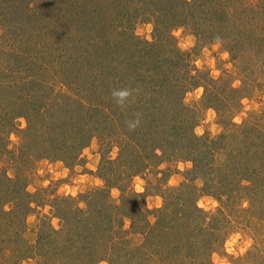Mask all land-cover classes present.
<instances>
[{"label":"rangeland","instance_id":"1","mask_svg":"<svg viewBox=\"0 0 264 264\" xmlns=\"http://www.w3.org/2000/svg\"><path fill=\"white\" fill-rule=\"evenodd\" d=\"M246 1L250 20L259 17L261 22L264 21V0ZM84 2L85 0H0V67L4 69V74L8 75L9 69L15 73L14 80L19 79L22 84L28 77H41L47 79L49 84L46 90L49 99L47 109L40 108L35 102V97L39 96L41 90L37 92L28 85L17 86L15 94L10 92L2 94L4 101L0 102V196L2 195L0 212L3 211L6 215L0 213L3 224L1 230L4 233H0L4 239V242H1L0 237V264H21L22 261L28 264L29 260L32 264H50L51 260L53 263L57 262L56 259L44 262V255L40 250L42 243L38 241L40 231L50 226L56 230L63 229L66 221L68 226L73 227L71 222L76 224V219L71 215L76 212L84 219L90 218L86 229L80 230V234L85 237L81 239L79 234L75 237L76 246H82L81 241L87 242V238L89 240L91 238L92 249L91 246L87 249L94 250L93 253L89 250H79L77 253L81 254L80 263L87 264V260L91 263L98 261L102 255L111 258L119 251L121 253L126 251L128 254L129 250L133 253L134 248L141 243V236L138 233L144 223L146 221L153 223L163 208L168 209V204L174 203L176 197H172L184 186L192 188L197 186L196 188L203 189L199 193L198 201L204 204V208H199L216 215L220 204L214 197V191L209 189L208 178L214 176L219 184L223 182L226 184L225 172L231 165L243 170L239 174V184L236 181L239 177L233 183L227 184L230 190L235 191L232 196L239 194L237 188L241 186L248 188L241 192L240 200L234 198L228 203L226 221L222 216L223 219L216 224V226L222 224L223 231L219 251L215 253L226 258L228 264H264V142L260 141L263 140L264 134L262 116L264 44L256 45L254 48L247 41L242 48V54L232 59L226 47L232 40L234 41L232 38L238 40L250 37L252 28L249 27L247 20L240 24L244 30H239L238 27L236 35L233 36L234 32L227 31L226 36L231 37V41L226 44L208 40L198 42L191 28L175 27L172 36L177 48L189 55V65L195 68L199 79L201 76L211 81L208 82L209 85L204 83L205 88L201 83L189 87L187 82L183 85V92L178 95L179 99L172 101V97H165L162 98L163 101L158 100L157 104H162L164 111H170L169 118L162 117L163 121L157 123L152 132L154 136L139 134L137 137L141 144H129L126 140L130 136L124 130L126 120L129 118L126 119V115L122 114L124 99L127 98L121 92L116 94L115 101L111 100L120 113L118 121L120 131L114 134L108 125L110 117L104 111L110 104V98L105 92L109 85L108 75H111L108 73L111 72H108L110 69L107 63H99L109 59L114 61V52L120 50V45L115 46L116 42L113 39L111 45L108 44L109 47L103 46L102 43L92 46L86 39H82L81 32L76 30L80 29V26L77 27L74 21L75 17L78 19L77 17L82 16ZM79 11L82 12L78 14ZM71 14L75 17L72 18ZM67 16L72 19L70 28H66ZM148 25H151V31L148 30ZM228 27L230 29V26ZM177 30L179 35H173ZM133 33L140 40L151 41L153 26L148 21H141L134 26ZM256 34L264 38V25L256 30ZM217 43L219 47L213 51V45ZM204 48L208 49L210 56L204 55L202 51ZM225 52L228 54L227 59H222ZM30 58L37 62L34 68L25 63L26 59ZM196 59L201 61L199 68L195 64ZM212 60L214 64L211 67ZM213 68L219 73L218 76L212 74ZM236 81L239 83L233 86ZM197 89H202L199 97L196 95ZM15 97L19 100L18 104L13 106L11 101ZM79 99H84L86 107L78 103ZM7 100H11L10 103ZM245 100L247 103H242ZM30 101L35 105L31 106ZM93 105L96 107H92ZM172 105L181 109H178L179 114L173 111ZM13 109L15 112L12 120L9 119L11 113L4 117V113ZM209 109L215 114L211 119H208ZM43 110L46 118L39 116ZM236 118H239V123L234 122ZM22 123L24 126H21ZM75 124L82 128L79 127L78 131ZM213 125L214 132L210 131ZM198 127L202 129L201 135L195 132ZM59 131L65 133L57 134ZM81 131L82 133H79ZM160 131L166 132L168 139H163L168 142L162 146L158 143L152 150L146 151L145 149H150L151 144L148 143L161 136ZM133 133L137 131L130 132ZM10 134L16 139H10ZM84 138L85 145L72 156L67 145L80 142ZM93 138L95 151H98L101 157L98 166L94 163L95 151L91 147ZM114 146L118 153L116 159L112 160L109 153ZM125 147H129V150L133 147V151L143 149L145 158L150 160V165L137 173L145 181L144 193L137 194L132 187V177L137 174L127 167L126 159L129 160L130 151L126 149L121 152ZM84 148L93 151L92 161H88L86 156L79 159ZM157 149L159 155L156 154ZM241 152L249 155L252 162L239 164L242 160ZM235 156L236 158L240 156L238 164L231 163ZM192 157L197 162L196 166L192 162ZM42 161H47L55 171L61 173L67 168V178L50 180L49 185L43 187L42 181L50 179L52 173L48 172V164H42ZM58 161L61 162L59 167ZM86 163L96 166L97 170L89 172V175L99 177L103 182L102 186H97L93 181L86 185H73L74 178L87 171L84 169ZM162 163L165 165L163 169L159 167ZM178 163L184 165L183 171L177 167ZM77 166L84 170L81 173L77 172L75 170ZM40 167H43L45 172L43 177L37 174ZM158 172L161 178H157ZM173 175L177 183L170 186L167 181ZM243 177H246L247 181H242ZM65 184L69 185V188H76L75 198L70 193L65 196L62 191H57ZM28 185H32L35 191H27ZM113 188L119 189L118 196L110 194ZM6 193L9 197H4L3 194ZM145 197L151 205L150 211L146 206ZM157 197L160 198L159 201ZM14 198L20 199L18 206L14 205L12 201ZM22 202L31 209L27 218L22 214ZM81 203L84 207H80ZM245 203L247 207L244 206ZM60 215L66 218L60 220ZM30 216H34L35 219L29 221ZM112 217L114 219L119 217L122 220L121 225L118 224L119 220L112 221ZM53 220L56 221L55 227ZM125 220L130 221V227L126 229ZM110 223L119 235L109 239L110 245H105L100 238L108 234ZM236 234H239L240 238L232 246L234 251H238L249 239L252 244L242 256L237 255L234 258L225 250V242ZM124 240L126 243L120 247V242L123 243ZM132 256L133 254H130L127 258V264H142L141 260ZM210 261L212 262V258ZM153 264L171 263L158 259Z\"/></svg>","mask_w":264,"mask_h":264},{"label":"trees","instance_id":"2","mask_svg":"<svg viewBox=\"0 0 264 264\" xmlns=\"http://www.w3.org/2000/svg\"><path fill=\"white\" fill-rule=\"evenodd\" d=\"M83 7V14L77 17L78 19L71 14L72 18L73 16L75 17L76 26H80V29L76 28V30L81 32L82 39H86L89 45L92 44V46H97L96 44L100 45L101 43L103 46L111 45L113 39L116 42L115 46L120 45V50L117 53L116 51L114 52V61L109 59L99 63H107L106 65L110 69L108 72H111L108 73L111 75H108L107 83L109 85L105 92L110 98V104H108L107 108H104V111L110 117L108 125L112 128L114 134H118L117 131H120L118 126L120 113L118 107L116 108V104L112 103L111 100L115 101L116 94L121 92L127 98L124 99L125 105L123 106L122 114L126 115V119L129 118L126 120L124 129L126 130L125 133L130 136L126 140L129 144H141L140 139L137 137L139 134L149 137L154 136L152 132L157 127V123L163 121L162 117L169 118L170 111H164L161 107L162 104H157L158 100L161 99L163 101L162 98L165 97H172V101L179 99L178 95L183 92V85L187 82H189V87L201 83L205 88L206 85L204 83L209 85L208 82L211 81L210 79L205 80L206 78L201 76L199 79V75L195 73V68L189 65V55L177 48L172 36V30L175 27L191 28L198 42L208 40L226 44L231 41V37L227 38L228 36H226L228 34L227 31L234 32L233 36L236 35L238 29L244 30L243 27H240V24L243 20H247L249 27L252 28L250 37L238 40L232 38L234 41L232 40L230 45L226 47L232 59L238 58L242 54V48L247 41L254 48L256 45L264 44V38H260L256 34V30H259L261 25H264V21L261 22L259 17H253L250 20L246 0H193L191 2L186 0H85ZM82 11H79L78 14ZM141 21H148L149 24H152L151 41L140 40L134 35L133 28ZM66 24L68 25L66 28H70L72 24L70 16L66 17ZM63 26L61 25V27ZM228 26H230V29H228ZM94 29L95 31L93 32ZM32 59H26L25 63L29 66L32 65V68H34L37 62ZM0 69V102L4 101V99L2 100L3 93L10 92L15 94L17 86H24L25 84L37 92L41 90V93H38L39 96L35 97V102L40 108L47 109V106H49L48 93H46L49 86L47 79L28 77L22 84L19 79L14 80V72L8 69V75H5L4 69L2 70L1 67ZM29 69L30 67H28ZM131 90L133 92H129ZM232 91L234 92L235 89H232ZM24 95L27 96L26 92ZM27 97L30 98L29 96ZM11 100H7V102L10 103L9 101ZM18 100L17 97L13 98L11 101L13 106L18 104ZM30 103H32L31 106L35 105L33 101H30ZM78 103L81 106H85L84 99H79ZM8 107L13 108L12 106ZM92 107L95 108L96 106L93 105ZM171 107H173V111L180 113L178 111L179 108L174 105ZM14 109L11 112L7 111L4 113V117L11 113L9 119L12 120L14 118ZM262 113L264 120V110ZM40 114L41 118L47 117L45 110H43V113L40 112ZM169 120L171 121L172 119ZM74 126L78 128V131L82 128L76 124ZM148 128H151V130L149 131ZM132 130L137 131V133L130 134ZM83 132L86 134L85 130ZM60 133L64 134L65 132H57V134ZM75 133L76 135L78 134L77 131ZM79 133H82V131ZM122 134L124 135V133ZM160 135L149 143L148 137L146 138V142L151 144L149 146L150 149H145L146 151L152 150L158 143L162 146L168 142L166 141L168 139L166 132L160 131ZM262 137L263 140L260 139V141L264 142V134ZM85 143L86 139L84 138L80 142L67 145L68 151L74 156L75 154L73 153L81 150ZM128 148L125 147L121 152ZM129 149V160L126 159V161L127 167L131 172L133 171L137 174L150 165V160L145 158L142 153L143 149L141 151L139 149L133 151V147L131 150ZM249 152L252 153V151ZM257 154L259 155V153ZM240 156L237 158L235 156L236 159L232 158L231 163L237 162L239 157L242 159L239 164L247 161L252 162L249 155H244L241 152ZM192 162L196 166L197 162L194 158ZM229 168L225 172L226 175L224 177L226 180L223 179L226 184L224 182L219 184L214 176H209L208 178L209 189L214 191V197L220 204V207L215 212L216 215L197 207L199 193L203 189L200 190L196 188L197 186L193 188L184 186L178 189L177 193L172 197L176 198L173 204H168V209L163 208L153 223L146 221L141 231L137 232L141 236V243L134 248L133 253L129 252V250L128 254L126 251L123 253L119 251L111 258L102 255L98 261L91 263V261L87 260L86 263L127 264V258H129L130 254H133L134 258L141 260L142 264H153L158 259L163 262L169 261L171 264H212L210 258L213 252L219 251V243L222 240L221 232L223 231L222 224H219V226H216V224L223 219L222 216H224L226 221L228 218L226 215L228 203L234 198H239L240 200L242 197L241 192L248 188L241 186V188H237L239 194L236 193L235 196H232L235 191L230 190L227 184L233 183L243 170L235 165H231ZM241 180L247 181V178L243 177ZM236 181L239 184L240 177ZM3 195L4 197H9L7 193ZM12 201L14 205L18 206L20 199L14 198ZM21 209L23 210V217L27 218L31 209L23 202ZM0 213L4 216L6 215L3 211ZM78 213L71 215L76 219V224L70 221L73 227L68 226L66 221L63 229L56 230L50 226L40 231L41 234L38 237V241L42 243L40 244V250L44 255L43 260L45 263L48 260L56 259L58 264H83L79 262L81 254L77 252L81 249L89 250L87 249L89 246L92 249L90 241L92 239L90 238L89 240L87 238V242L81 241L80 244L82 246H76L77 243L74 239L78 234L81 239L85 237L80 234V230L86 229V224H88L90 218L86 217L84 219ZM65 218L66 216L60 215L59 219ZM91 220L93 219L91 218ZM111 220H119V226L122 223L119 217L117 219L112 217ZM1 226L3 227V224L0 219V230ZM108 230V234L100 238L104 241L103 243H106L105 245H110L109 239L119 235L111 223ZM1 232L3 233L2 230ZM3 240L1 237V242H4ZM125 243L126 240L123 243L120 242V247ZM112 251L115 252V250ZM89 252L93 253L94 250H89ZM25 256L26 254L24 253ZM49 263L54 264L52 260Z\"/></svg>","mask_w":264,"mask_h":264},{"label":"clouds","instance_id":"3","mask_svg":"<svg viewBox=\"0 0 264 264\" xmlns=\"http://www.w3.org/2000/svg\"><path fill=\"white\" fill-rule=\"evenodd\" d=\"M148 30L151 31V25H148L147 26ZM173 35H179V30H177L176 32L173 33ZM181 47H184V45H181ZM219 47V43L213 45V51L216 50V48ZM203 53L206 57L210 56L211 54L208 52V49L207 48H204L203 50ZM227 52L223 53L222 54V59H227ZM200 59H196L195 60V64L197 66V68H199L200 66ZM214 64V60L211 61L210 63V66L212 67ZM225 67H230V65H225ZM214 76H218L219 73L213 68V73H212ZM236 83H239L238 81H236L234 83L233 86H235ZM202 92V89H197V92H196V95L197 97H199L200 93ZM242 103H247V101H242ZM214 112L212 111V109H209L208 110V119H211L212 117H214ZM207 122V121H205ZM234 122L236 123H239V118H236L234 120ZM21 126H24L23 123ZM210 131H215V125L212 126V129H210ZM195 132L196 134L198 135H201L202 134V129L201 128H197L195 129ZM10 139L12 140H15L16 137L12 134H10ZM9 147H11V145H9ZM91 147L93 148V151H95V139L93 138V141H92V145ZM93 151H90L89 148H84L82 150V153H81V156L79 157V159H84V157L86 156L87 157V160L88 161H92L93 160ZM118 153V149L114 146L111 153H109L110 157L112 160H115L116 159V155ZM156 154L159 155L160 152H159V149L156 150ZM100 154L98 151H95V165L98 166L99 164V161H100ZM42 164H48L47 161H42L41 162ZM61 164V162H57V167H59ZM164 164L162 163L159 167L161 169L164 168ZM190 166V165H189ZM177 167L183 171V168H184V165L182 163H178L177 164ZM84 169H87V171H84V174L83 175H78L77 177L74 178L73 180V185H76V184H79V185H86L88 184L89 181H93L97 186H102L103 182L102 180L99 178V177H92L89 175V172H95L97 170L96 166H94L92 163H86L84 165ZM84 169H81L79 166L76 167V171L81 173ZM147 171V169H146ZM48 172L49 173H52L50 179H44L42 181V186L43 187H47L49 185V182L50 180L52 181H55V180H58V179H64V178H67V175H68V169L67 168H64L63 169V173L59 172V171H55L53 166L51 164H48ZM37 174L41 177H43L45 175V172H44V169L43 167H40L37 169ZM9 175L11 176V173H9ZM157 178H161L160 176V173L158 172L157 173ZM175 183H177L176 181V177L175 175L169 177L168 181H167V184L168 185H174ZM145 181L141 179V176L139 174L137 175H134L132 177V187L134 188V191L137 193V194H141V193H144L145 191ZM27 191L29 192H34L35 189L32 187V185H28ZM81 191H83V189H80ZM58 192H63L65 196H68L69 193L71 194V196L73 198L76 197L77 195V190L75 187L73 188H69V185L65 184V185H62L61 188H59L57 190ZM110 194L113 195V196H118L119 195V189L118 188H113L110 190ZM147 203H146V206L148 208V210L150 211L151 210V205L148 204V198L145 197ZM157 201H159V197L156 198ZM117 203H119V201H117ZM32 207H34L35 205H30ZM159 203L157 204V207H159ZM245 207H247V204L245 203L244 205ZM80 207H84L83 203L80 204ZM197 207H200V208H204V204L200 201L197 202ZM213 207H215V204L213 203ZM207 210V209H205ZM48 209H47V206L45 207V212H47ZM35 217L34 216H30L29 217V221H32L34 220ZM53 226L55 227L56 226V221L53 220ZM130 227V221L128 220H125V223H124V228H128ZM58 230V229H57ZM240 238L239 234H236L235 236L231 237L228 241L225 242V250L230 254L232 255L234 258L239 255V256H242L246 251L247 249L251 246L252 244V241L249 239L245 245L243 247H240L238 251H234L233 250V245L236 244V241ZM211 258H212V264H228V261L226 260V258L224 257H220L217 255V253L213 252L212 255H211ZM21 264H25V262H21ZM28 264H32L31 260H29ZM101 264H103V262H101Z\"/></svg>","mask_w":264,"mask_h":264}]
</instances>
